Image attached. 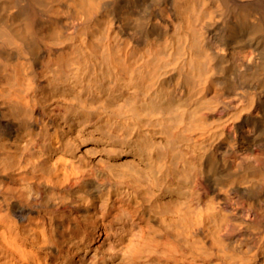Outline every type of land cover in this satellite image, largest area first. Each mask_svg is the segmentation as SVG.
<instances>
[{"label":"bare ground","instance_id":"bare-ground-1","mask_svg":"<svg viewBox=\"0 0 264 264\" xmlns=\"http://www.w3.org/2000/svg\"><path fill=\"white\" fill-rule=\"evenodd\" d=\"M0 264H264V0H0Z\"/></svg>","mask_w":264,"mask_h":264}]
</instances>
